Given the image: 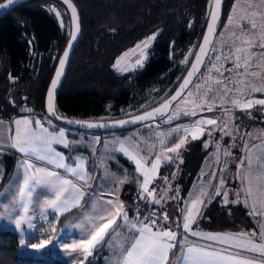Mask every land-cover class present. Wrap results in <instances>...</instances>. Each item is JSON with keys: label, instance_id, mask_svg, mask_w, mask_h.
<instances>
[{"label": "trees", "instance_id": "trees-1", "mask_svg": "<svg viewBox=\"0 0 264 264\" xmlns=\"http://www.w3.org/2000/svg\"><path fill=\"white\" fill-rule=\"evenodd\" d=\"M73 2L80 14L81 38L58 93L56 109L63 116L82 119H101L106 113V105L110 103L115 109L127 106L135 93L172 72L191 46L194 45L196 51L210 10V0H73ZM233 2L234 0L224 1L223 24ZM46 3H55L65 8L58 0H28L0 19L2 119L24 114L48 117L44 109L46 90L57 61L67 45L70 32L62 29L45 9ZM156 32L157 37L150 50L151 57L144 68L124 74L115 70L114 63L124 51ZM257 110L260 111L262 108ZM204 111L209 112L207 109ZM239 112L236 111L235 115L244 114ZM259 114L264 118L263 113ZM237 118L238 115L235 117L236 122L245 123L243 117H239L240 120ZM181 121L182 119H178L175 122ZM207 139L206 134L200 139H190L185 145L181 160L169 161L161 166L152 184V187L162 188L171 183L173 189L170 190L169 198H165V201L163 198L161 204L164 205L158 210L168 212L169 223L173 226L180 224L185 199L210 149V146L205 147ZM123 162L129 164L127 160L123 159ZM10 172L11 167H8L6 174L9 176ZM143 202L148 207V201ZM86 204L87 202L64 217L72 216L85 208ZM162 226L170 227L167 224ZM239 226L244 228L254 226L247 208L242 204H221L217 200L206 203L202 215L195 223L196 228L209 231H224ZM178 238L179 243L184 241L180 232ZM101 250L102 247L93 253L90 260L92 264L101 263V258L96 259ZM180 253L178 244L171 260H177ZM0 264H66V262L50 255L42 257L20 255L18 234L12 230H0Z\"/></svg>", "mask_w": 264, "mask_h": 264}, {"label": "snow or ice", "instance_id": "snow-or-ice-1", "mask_svg": "<svg viewBox=\"0 0 264 264\" xmlns=\"http://www.w3.org/2000/svg\"><path fill=\"white\" fill-rule=\"evenodd\" d=\"M261 2L264 3V0H261ZM15 3L16 0H7V4L0 6V8H9ZM64 3L72 11V22L75 28L70 33V48L72 42L77 38L76 33L79 31V23L76 9L71 0H64ZM219 6L220 0H210V10L208 12L210 17L209 34L214 31L215 22L219 18L217 11ZM249 7H252V5H249ZM50 10L54 11V9ZM56 15L59 16L60 13L57 12ZM229 23L231 24V18ZM249 23H252L253 28L256 27L252 21H249ZM155 35L146 38L141 44L147 47L155 39ZM210 43L211 41L206 35L204 44ZM245 43L252 46L251 41H245ZM141 44L136 45L135 49L130 50V52L124 53L117 60V65L124 57L139 49ZM260 46L264 47V43ZM206 51L204 47L200 48L202 54H206ZM236 51L242 52L243 49H237ZM68 54V51H65L64 57L59 60L60 68L56 72L55 79L51 82L47 99V112L51 115L56 114L53 93L62 75ZM200 63H202V57L197 55L196 63L192 65V71L188 73L189 79L184 80L180 91L171 98L172 101H176L182 96L184 89L191 82L190 78L199 70L197 65ZM242 64L247 74L250 61L246 56L242 58L237 55L235 67L239 69ZM213 67L215 68V65ZM215 70L219 72L218 68H215ZM251 75H255V73ZM241 82L244 83L243 80ZM215 84L224 89L220 97L223 100L231 90L227 88L225 81L216 80ZM245 89L247 92L264 91V88H255L250 83H245ZM211 91V88H209L202 93L199 97L201 103L196 105L197 108L201 110L206 108L209 112L213 111L216 106L215 102L209 103L206 99ZM244 94L241 93V95ZM191 103L195 105V98ZM232 103L240 107L241 110H246L257 104L264 105V99L247 100L244 103H241L239 99H233ZM169 107L170 103H164L156 112H163ZM28 111L31 110L28 109ZM184 114H188L187 110H184ZM191 114L195 115V108ZM152 115L153 113H149L145 116L136 117L135 120L120 121L119 123L121 125L134 123L137 120L150 119ZM12 123L15 126L14 134L6 136L5 132L13 130L3 128V121L0 120V150L6 146L15 148L18 152L24 154L26 158L20 161L17 174L7 192L0 193V217L7 216L10 221L14 220L15 229L20 232L19 244L22 249L30 247L37 250L38 253L46 252L48 249H52L53 252L64 249L66 250L64 254L72 257V264H85V262L92 264L89 257L93 256V253L103 247L104 244H108L109 239H111L109 244L113 255L111 264H171L169 253L178 244L181 254L177 264H254L257 259L261 261V264H264V225L261 226L259 233V243L256 242L255 238L258 234L255 231L239 234H201L192 229V225L196 223L200 214L201 205L204 203L202 197L207 195L203 188L199 189V194L193 195L181 210L182 224H178L177 227L182 226L186 234L201 236L202 239L213 242L212 244L196 245L194 242L187 240V235L184 237V243H179L176 231L158 226L160 220L165 223L168 222L169 215L167 212L162 211L159 214L153 212L142 221L129 219L123 203L111 199L102 201L98 195L93 201L89 202L86 213H82L81 216L64 225L62 229H58L56 225L60 222V218L71 212L72 209L79 207L85 193L72 179H68L66 175L50 170L42 164L34 163L33 158L35 161L52 165L54 169H63L66 174H71L76 180L87 185L90 176L87 173L83 158H77L74 165H69L65 162V158L52 148L53 143H63L65 147H68L63 129L50 131L39 119L33 121L29 118H18ZM33 123L35 124L34 127ZM204 125H213L219 128V124L214 118L195 121L191 126L183 128V136L174 147L167 148V152L178 155L179 149L186 143L189 135H191L192 140L200 139L205 134L210 136L212 130H207ZM87 126L105 127L106 125L89 124ZM221 130L225 131L226 135L231 134L227 131L226 124ZM160 144L162 148L166 147L164 140H161ZM205 147H207V144H205ZM119 150L125 152L135 162L136 172L143 176V181L140 184L143 193L141 199L149 200L151 198V203L161 204L163 194L160 198H157L155 189H150L149 185L154 180V174L158 172L162 159L172 160L173 157H162L159 153L155 154V159H151V154L147 157L140 156L138 152L131 150V146H126L124 143H121ZM223 154L225 156L230 155L227 149H224ZM215 155L217 156V162H219V144ZM256 160L257 166L253 167V151L248 149L246 157L240 161L241 166L245 165V161L247 162V173L242 182L244 187L234 194L237 199L233 203L240 202L239 196L242 191L245 198L244 202L246 204L249 201L252 202L253 213L264 215V150L256 156ZM149 161L151 162L150 168L146 166ZM118 182L121 184L127 182V177ZM224 184L225 181L220 179L219 187L215 189L213 194L223 196L224 203L227 204L229 193L226 190L222 191ZM254 184L255 188L253 187ZM109 195H115V193H109ZM257 203L262 209L259 212L256 211ZM137 212L139 213V209H137ZM153 216H156V218L153 219ZM125 232H127V235H124ZM114 233L116 235L113 238ZM68 239L71 240L70 243ZM214 244L227 245V247L217 249ZM73 253L76 255L73 256Z\"/></svg>", "mask_w": 264, "mask_h": 264}, {"label": "rangeland", "instance_id": "rangeland-1", "mask_svg": "<svg viewBox=\"0 0 264 264\" xmlns=\"http://www.w3.org/2000/svg\"><path fill=\"white\" fill-rule=\"evenodd\" d=\"M249 5H252V7H249ZM44 7L56 19L61 28L69 33L70 17L67 10L63 6L55 3H46ZM50 9H54V11ZM57 12L60 13L59 16L56 15ZM230 18L231 24L229 23ZM249 21L255 23L256 27L253 28L252 23H249ZM241 29L243 30L241 31ZM153 34H156L155 39L152 40L147 47L143 46L141 42ZM156 37L157 32L152 33L124 51L114 63L115 70L124 74L128 72L133 73L144 68L151 57L150 50ZM245 41H251L252 46H248ZM262 43H264V3H262L261 0H234L227 18L216 36L202 72L186 94L172 107L169 115L165 119L140 125L129 130L107 133L77 131L76 129H72L71 132L76 135L73 140L74 144L72 148L74 150H82L84 153L85 159L83 161L87 173L90 176L87 185L83 182L81 184L78 183L85 192V197L80 203V206L87 202L85 208L88 207L89 202L93 201L98 195L102 201L111 199L118 203H123L128 217L129 215L135 216V219L139 221L144 220L145 217H149L153 212L159 214L161 211L158 209L162 208L164 204H153L150 202L151 198H149V200H147L148 207H146V203L143 202L144 199H141L143 193L141 192L140 184L143 181V176L136 172L135 162L130 159L129 156V158H126L125 152L119 150L121 143H124L126 146H131V150L133 152H138L140 156L147 157L151 154V159H155L156 153H159L162 157H173L172 160L166 158L162 159L161 167L166 162L181 160L185 145L191 139V135L187 137L186 143L179 149L178 155L167 152V148L174 147L175 144L179 142V139L183 136V128L191 126L195 121L209 118L216 119L219 128L213 125H204L207 130L212 131L210 136L206 134L208 139L205 144H207V147L210 146V149L207 153L208 155L206 154L204 157L203 162L205 165L206 163H211V168L221 171V179L226 180L222 191L226 190L229 193L228 197H231V199L229 198L230 205L236 204L233 203V201L237 199L234 194L243 188V185H239L238 183V178L235 173L236 167H238L240 161L244 159L246 151L248 149H253V142L261 137L264 139V118H261L259 114H264V106H253L247 109V111L250 112H245L246 110H241L240 107L234 105L232 100L239 99L241 103H244L247 100L264 99V91L247 92L245 89V83H250L255 88H264V47L260 46ZM138 44H141V47L136 49V51L129 56L124 57L117 65V60L121 58L124 53L135 49V46ZM237 49H243V51L237 52ZM194 53L195 49L193 45L178 64L174 66L175 69L172 72L163 75L146 88L135 93L127 106L115 109L111 103L107 104L106 113L101 119L131 115L161 102L171 93L182 74L186 71ZM237 55H240L242 58L246 56L250 61L247 74L245 73L243 64L239 69L235 67ZM214 65L215 68L219 69V72L215 70L213 67ZM252 73H255V75H251ZM216 80L225 81L227 83V88L231 90L228 96L223 100H221L220 97L224 89L215 84ZM242 80L244 83L241 82ZM209 88H211L212 91L206 99L209 103L215 102L216 106L213 110L219 109L220 111L205 112L204 109L201 110L196 107V105L201 103L199 97ZM241 93L245 94L241 95ZM194 98L195 105L191 103ZM194 108L195 115H192L191 113ZM260 108H262V110H257ZM184 110H187L188 114H184ZM236 111L244 113L241 115L239 112L240 115H236H238V120H240L239 117H243L245 123L235 121ZM251 112L253 114H249ZM44 119H48L50 122L57 124L51 118L44 117ZM178 119H182V121L175 122ZM225 124L227 125V131L231 133L230 135H226L225 131L221 130L224 128ZM65 128L68 129V127ZM161 140L165 141L166 147L162 148L160 144ZM218 144L220 145L219 162H217V156L215 155ZM224 149H227L230 155L225 156L223 154ZM123 159L127 160L129 164L126 165ZM5 162L8 163V159H5ZM146 166L150 168L151 162L149 161ZM159 170L154 174L155 178L158 176ZM125 177H127V182L123 184L118 182L125 179ZM1 178L3 177H0V179ZM8 179L9 176L6 174L3 183ZM153 182L154 180L150 183L149 187L150 189H155L156 197L160 198L163 194L164 201L165 198H169L170 190L173 189L171 183L169 186L166 185L162 188H156L152 187ZM207 185L210 189L211 185L209 183H207ZM197 186L199 187V183H197ZM217 187H219V182L218 184L214 183L212 185V191L208 198L204 199L205 202L208 203L212 200H217L221 204H225L223 196H216L213 194ZM109 193H115V195H109ZM129 196L131 197L129 198ZM191 197L189 191L182 208L185 207ZM153 205L155 208H152ZM85 208L80 209L77 213ZM137 209H139V213ZM165 211L166 210L163 212ZM64 216L60 218V222L56 225L58 229H62L64 225L75 219H69L72 216L66 218ZM152 218L155 219L156 216ZM169 222L170 220H168L167 223ZM162 225L166 224L159 221L158 226ZM0 230H12L18 234L20 239V232L15 229L14 220L10 221L7 216L0 217ZM115 235L116 234H113V238ZM124 235H127V232H125ZM68 242L70 243L71 240L68 239ZM110 243L111 239H109L108 244L103 245L97 258L94 256L96 259L101 258L100 264H111L113 255L109 247ZM65 251L64 249H60L58 252H53L52 249H48L46 252L38 253L37 250H33L30 247L22 249L19 244L20 255L30 257L50 255L68 264H72V257L65 255ZM74 255L76 254L73 253V256ZM91 258L92 256L89 257V260H91ZM85 264H87V262H85Z\"/></svg>", "mask_w": 264, "mask_h": 264}, {"label": "crops", "instance_id": "crops-1", "mask_svg": "<svg viewBox=\"0 0 264 264\" xmlns=\"http://www.w3.org/2000/svg\"><path fill=\"white\" fill-rule=\"evenodd\" d=\"M254 106H264V105H258L257 104ZM18 118H29L33 121H35L36 119H39V120H41V122L44 124L45 127H48L50 129V131L51 130L58 131L60 129H63L65 132V138L68 142V147H65V145L63 143H53L52 148L57 153L61 154L65 158V162L69 165H74V162L76 161L77 158L82 157L83 160L85 159V155L82 152V150H79V149L74 150L72 148V146L74 144L73 140L75 139L76 135L71 132V129L69 130L63 126H60V125L52 123V122L49 123V120L44 119L43 116H38V115H33V114H24V115L12 117L9 119L0 118V120L3 121V128H9V129L13 130V131L5 132L4 134L6 136L14 134L15 126L12 122ZM34 126H35V124L33 123V127ZM253 143H254L253 147H252L253 148L252 149V151H253V167H256L257 166L256 156L260 155L262 150H264V139H263V137H261ZM124 154L126 155V158H129L126 153H124ZM246 155H247V151H246V154L244 155V158L246 157ZM25 158L26 157L24 156V154L18 152L15 148H11V147L6 146L2 150H0V177H3L0 179V183H1L0 192H3V193L7 192V190L9 189V186L12 184L13 178L17 174L20 161H22ZM5 159H8V163L5 162ZM33 162L37 163V164H42L43 166L49 168L50 170H55V171L59 172L61 175H66L67 178L72 179L74 183H77V184L82 183L81 181H78L74 177H72L71 174H66L63 169H54V167L52 165H47L44 162L35 161L34 158H33ZM210 165H211V163H206V165L204 162L202 163V167L200 168L199 173H198L196 179L194 180V182L191 186V189H190V196H193V195H198L199 189L203 188L204 191L207 193L206 198H205V196L202 197L204 202H205L204 199H207L208 196L210 195L211 191H212V185L214 183L218 184V182H220V179H221V171L220 170H214V168H211ZM8 167H11L9 179L3 183V179H4V176L6 175V171H7ZM235 173L237 175L239 185L242 184L244 187V184L242 182L244 181V177L247 173V162L245 161L244 166H241L239 164L238 167H236ZM224 177H225V175H224ZM224 181H226V180H224ZM197 183H199V187L197 186ZM207 183H209L211 185L210 189H209ZM253 187L255 188V184L253 185ZM84 197H85V195H84ZM84 197H83V199H84ZM229 198L231 199V197L230 196L228 197V201L230 202ZM9 199H10V197H9ZM82 200H81V202H82ZM239 200H240V202L236 203V204H242L244 207L247 208L248 213L250 214L251 218L254 221L253 227L244 228V227L239 226L237 228L224 230V231H209V230L196 228L195 223H194L192 225V229L194 231L201 233V234H225V233L239 234L242 232L255 231L258 234L255 239H256V242L259 243L260 242L259 233L261 231V226L264 225V215H257V214L253 213L252 202L249 201L247 204L244 202L245 198H244V193L242 191L240 192ZM229 202L227 204H229ZM206 203L207 202H205V203H203V205H201V211H200V214L197 217V219L202 215V212H203V209H204ZM261 210L262 209L260 208L259 203H257L256 211L259 212ZM87 211H88V207L81 210L79 213L75 214L74 216H72L69 219L76 218L77 216H81L82 213H85ZM129 219H135V216L129 215ZM179 223L182 224V215H181V219H180ZM165 228H170L173 231H176L177 232V240L179 242H180V240L178 238V233L180 232L183 234V238L185 237V235H187V240L189 242H194L196 245L204 246V245H208V244L213 243V242L206 241V240L202 239L201 236H192L191 234H186L184 232L182 226L177 227V226L170 225V227H165ZM181 243H184V241H182ZM214 247H216L217 249H220V248L227 247V245L214 244ZM175 248L169 253V259L171 261V264H177V261H178V259L177 260H171L173 254H174ZM253 255H258V254H253ZM179 256H178V258H179ZM254 264H261V261L259 259H257L254 261Z\"/></svg>", "mask_w": 264, "mask_h": 264}, {"label": "water", "instance_id": "water-1", "mask_svg": "<svg viewBox=\"0 0 264 264\" xmlns=\"http://www.w3.org/2000/svg\"><path fill=\"white\" fill-rule=\"evenodd\" d=\"M27 1L28 0H16V3L14 5L10 6L9 8H0V19L2 17H4L6 14H8L12 9L20 6L21 4H23V3L27 2ZM58 1H60L65 6L67 12L69 13V16H70V30H69V32L71 33V32H73L75 30L73 22H72V11H71L70 8H68V5L66 3H64V0H58ZM224 1L225 0H220V6L217 9L219 18L215 22L214 31L211 34L208 33V25L210 23V17L208 16L204 32L202 34L200 42H199V44H198V46L196 48L194 56H193V58H192V60H191V62L189 64L185 74L183 75L181 81L176 86V88L165 99H163L158 104H156V105H154V106H152V107H150V108H148V109H146V110H144L142 112L134 113V114L123 116V117L107 118V119H82V118H73V117L63 116L56 109V100H57L58 93H59L60 88H61V86H62V84H63V82H64V80L66 78V75H67V72H68V69H69V64H70L71 57H72V55L74 53V50H75L76 46L78 45V43L80 41V38H81L80 14H79L77 6L73 2V0H71V3L75 7L76 14L78 16L79 31L76 33L77 38H76V40L74 42H72V45H71L70 48H69V43H70V37H69L67 45H66L64 51L62 52V54L60 55V57H59V59L57 61V64L55 66L52 78H51V80H50V82L48 84V87H47V90H46V94H45L44 109H45L46 115L49 118H51L54 122H56V123H58V124H60V125H62L64 127H68V128L76 129V130H80V131L105 132V133L113 132V131L129 130V129H132L134 127L140 126V125H144V124L152 123V122H156V121H161V120L165 119L169 115L172 107L186 94V92L190 89V87L194 84V82L197 80L198 76L202 72V70H203V68H204V66H205V64L207 62V59L209 57V54L211 52V49H212L213 43H214V41L216 39V36L218 35V33L221 30L222 25H223ZM5 4H7V0L0 1V6L5 5ZM206 35H208L209 40L211 41V43L207 44V45L204 44V37ZM201 47H204L207 50L206 54H202L200 52V48ZM65 51H68L69 54H68L66 63L64 65V68L62 70V75L60 76L59 82H58V84L56 86V89L54 90V93H53V104H54V108H55V113L56 114L55 115H51V114H49L47 112L48 93H49V91L51 89V82L53 81V79H55L56 72L60 68L59 60L64 57ZM197 55H200L202 57V63L197 65V68L199 70L190 78L191 82L184 89V92H183L182 96L180 98H178V100L172 101L171 98L173 96H175L178 91H180L181 85L183 84L184 80L185 79H189L188 73L190 71H192V65L196 63ZM164 103H170V107L167 110L163 111V112H156V110L160 109ZM149 113H153V115H152V117L150 119L137 120L134 123H131V122L130 123H124L123 125H121L119 123L120 121H132V120H135L136 117L145 116V115H147ZM89 124H92V125H106V126L105 127H100V126L88 127L87 125H89Z\"/></svg>", "mask_w": 264, "mask_h": 264}, {"label": "built area", "instance_id": "built-area-1", "mask_svg": "<svg viewBox=\"0 0 264 264\" xmlns=\"http://www.w3.org/2000/svg\"><path fill=\"white\" fill-rule=\"evenodd\" d=\"M160 222L165 223L163 220H160ZM165 224H168V223H165Z\"/></svg>", "mask_w": 264, "mask_h": 264}, {"label": "bare ground", "instance_id": "bare-ground-1", "mask_svg": "<svg viewBox=\"0 0 264 264\" xmlns=\"http://www.w3.org/2000/svg\"><path fill=\"white\" fill-rule=\"evenodd\" d=\"M167 225H171V224L168 223Z\"/></svg>", "mask_w": 264, "mask_h": 264}]
</instances>
